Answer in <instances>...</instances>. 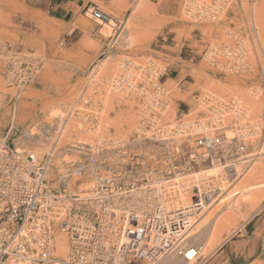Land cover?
I'll use <instances>...</instances> for the list:
<instances>
[{"label": "rangeland", "instance_id": "obj_1", "mask_svg": "<svg viewBox=\"0 0 264 264\" xmlns=\"http://www.w3.org/2000/svg\"><path fill=\"white\" fill-rule=\"evenodd\" d=\"M141 2L146 5L139 10ZM186 3L187 0H0V79L6 92L0 90V136L39 157L53 154L47 176L50 187L67 196L86 195L91 190L82 191L79 186L93 183L97 173L119 175L125 181L140 180L146 175L154 178L164 172L175 175L184 160L177 155L179 159L173 162L172 158H176L170 155L168 145L138 134L141 99L112 86L124 59L142 65L153 62L157 70L167 72L162 81L169 90L170 103L159 125L208 118L212 113L203 105L207 94L225 101L236 99L248 110L249 118L260 119L263 126L260 135L246 141L247 160L238 165L241 179L227 183L226 193L211 204L199 219L200 224L197 222L193 228L202 229L203 221L214 211L221 217L235 216L223 228L215 229L210 254L200 256L194 264H264V177L246 180L259 163L264 165V158H260L264 153V0H229L217 22L192 20L186 14ZM92 5L115 17L111 32L100 30L99 20L88 11ZM237 36L248 39L251 71L222 73L204 60L210 45L230 43ZM19 56L36 60L39 67L34 79L24 86L12 83L7 73L8 59ZM108 58L114 68L107 88L100 73ZM109 96H115L110 107ZM249 100L258 103L257 111L250 107ZM128 102L134 105L135 121L129 136L121 137L117 134L121 124L129 126L125 123ZM105 115L113 124L110 129L101 126ZM234 117L232 111L225 114L228 123ZM73 119L82 125V134H90L91 138L69 133L71 141L60 145L64 129ZM85 137L88 145H80L79 139ZM98 137L122 143L117 149L113 143L99 151L84 149ZM96 155L102 159L96 160ZM66 156L73 162L83 157L89 171H73L69 165L68 176L62 178L53 165ZM104 160L107 162L100 166ZM169 170L172 173H167ZM74 175L83 181L71 183V187L65 180L71 181ZM233 190L239 192L230 195Z\"/></svg>", "mask_w": 264, "mask_h": 264}, {"label": "built area", "instance_id": "obj_2", "mask_svg": "<svg viewBox=\"0 0 264 264\" xmlns=\"http://www.w3.org/2000/svg\"><path fill=\"white\" fill-rule=\"evenodd\" d=\"M228 2L187 0L186 14L194 21L217 22ZM88 11L99 21L107 17L95 5ZM232 40L210 45L204 60L222 73L251 71L247 38ZM38 69L37 61L26 56L7 61L8 77L15 85L31 82ZM166 74L153 62L142 65L124 59L112 86L141 99L138 134L168 145L172 157H183L177 180L187 172L195 176L184 182L164 174L166 179L152 183V175L125 181L119 175L97 173L93 189L73 196L62 214H56L66 198L49 185L53 154L39 157L0 136V264H146L156 262L163 253L186 255L183 251L188 247L181 248L183 238L194 228L192 208L200 213L205 204L226 193L227 183L237 177L236 163L244 160L246 141L260 135L263 124L260 119L251 120L238 100L207 94L203 101L212 113L208 118L159 125L170 103L162 81ZM231 111L235 117L228 123L225 114ZM111 144L98 137L84 149L99 151ZM215 165L220 170L212 175L193 174ZM60 240L64 254L59 251Z\"/></svg>", "mask_w": 264, "mask_h": 264}, {"label": "bare ground", "instance_id": "obj_3", "mask_svg": "<svg viewBox=\"0 0 264 264\" xmlns=\"http://www.w3.org/2000/svg\"><path fill=\"white\" fill-rule=\"evenodd\" d=\"M121 1V0H120ZM141 5H140V7H139V10L140 9H143L145 6L144 5H146V4H144V3H140ZM90 12V11H89ZM89 12H87L88 14H89ZM105 13L107 14V17H106V19L105 20H101V21H99V24L102 26L101 28H100V30L101 31H105V32H111V29H112V27L114 26V25H116L115 24V17H113L112 16V14L110 13V12H106L105 11ZM90 15H91V13H90ZM92 16V15H91ZM93 17V16H92ZM94 18V17H93ZM114 28V27H113ZM113 30V29H112ZM106 34V33H105ZM248 40V39H247ZM259 40V39H258ZM107 57V56H106ZM109 59V58H108ZM149 61V60H148ZM105 65H103L104 67H103V69L101 70V73H100V79H101V82L103 83V85L105 86V87H109V82H108V80H109V77H110V75H111V72H112V69L114 68L113 67V65H112V63H111V61H110V59L109 60H107L106 61V63H104ZM140 64V63H139ZM142 64V63H141ZM165 86V85H164ZM5 86H4V84H3V82H2V80L0 79V90L2 91V92H5ZM109 90V89H108ZM166 90H168L167 88H166ZM107 91V90H106ZM168 92V98H169V90L167 91ZM6 93V92H5ZM111 94V93H110ZM107 96H108V94H107ZM106 96V97H107ZM220 100H223V99H221L220 98ZM175 101H176V98H174V101H173V104H172V107H171V110H175V108H174V106H175ZM249 101H251L250 102V104L249 105H251L250 107H252V109H254V111L256 110V109H258V103L257 102H255V100H249ZM114 102H115V96H109L108 97V103H109V107L110 106H112L113 104H114ZM240 103V102H239ZM241 104V103H240ZM24 105V103L22 104V106ZM127 108H126V111H127V114H126V119H125V123L126 124H129V126H128V128H125V127H123L124 125L123 124H121V126L119 127V130H118V132H117V134H119V135H121V137H124V136H129V132L131 131V127L133 126V124H134V121H135V117H134V115H133V107H134V105H133V103H131V102H128L127 104ZM204 106H205V104H203ZM205 109H206V106H205ZM172 111V112H173ZM253 111V112H254ZM257 111V110H256ZM104 115V114H103ZM103 118H104V120H103V124L101 125V126H103V128H105V129H110L111 128V126L113 125L112 124V122H110L109 120H108V116L107 115H105V117L103 116ZM67 123V122H66ZM82 125L81 124H79V123H77V121L75 120V119H73V122L71 121V123H69V126L67 125L66 127H65V129H64V134L61 136V138H63L60 142V145L61 144H63L64 146H65V144H64V141L65 140H67V141H71L70 140V137H69V133H83V127H81ZM100 126V125H99ZM130 127V128H129ZM99 128H101V127H99ZM102 131V130H101ZM83 135V134H82ZM85 135V134H84ZM83 135V136H84ZM229 135V134H228ZM231 135V134H230ZM85 136H87V135H85ZM104 136V135H103ZM88 138H91V135L89 134L88 136H87ZM87 137H85V140L84 139H79V144L80 145H86L87 144ZM60 138V137H59ZM75 138V137H74ZM80 138H82V136L80 137ZM84 138V137H83ZM254 138V137H253ZM256 138V137H255ZM42 139V138H41ZM72 139V138H71ZM113 140V144H115V146H114V149H117L118 148V143L119 144H121L122 142H120V141H118L117 143H116V141L114 140V139H112ZM89 142V141H88ZM59 145V146H60ZM88 145V144H87ZM128 146V145H127ZM133 146L134 147H136V143H133ZM72 147H74V148H77L76 146H72ZM61 148V147H60ZM146 149V148H145ZM110 150V149H109ZM53 152H55V151H53ZM124 154V153H123ZM127 153H125L124 155H126ZM141 154V153H140ZM67 156H69V155H67ZM67 156L65 157V158H60L61 160L60 161H58L57 160V162L56 163H54V168H55V170L57 169L58 170V172H59V175L61 176L62 175V178H64V179H66L65 177H67L68 175H67V172L69 171V169L67 170V167L70 165L71 166V169L73 168V171H79V170H86V171H89V170H87V168H86V160H84V158L83 157H80L78 160H75V162H73V160H71V158H67ZM246 156H248V155H246ZM246 156H244L243 158H244V160H241V161H239V162H237L236 163V166H235V168H236V174H237V177L233 180V181H231V182H229V183H233L234 181H238L239 179H241L239 176V174L241 173V170H240V168H239V164L240 163H243L245 160H247L246 159ZM102 156H98V155H96L94 158L97 160H99V158L100 159H102L101 158ZM261 157H263L264 158V153L263 154H261V156H260V158ZM117 159H120V157L119 158H117ZM117 159H115V160H117ZM179 158H176V159H173L172 158V161L173 162H175V161H177ZM241 159V158H240ZM121 160V159H120ZM107 162V160H104V161H102V163L100 162L99 163V165L101 166V165H103L104 163H106ZM247 162V161H246ZM144 163V162H143ZM94 165V164H93ZM109 165V164H108ZM264 165H263V163H259L258 165H257V167L255 168V170L253 171V172H251L248 176H247V181L248 180H250V179H252V178H256V177H264V167H263ZM206 166L205 167H202V169H200V170H196V171H194L193 172V174L194 173H196V175H198V176H207L208 174H207V171H211V170H215V169H217V168H219L217 165H215L214 167H207L206 169ZM180 169L178 168V171H179ZM170 171V172H169ZM167 173H172L171 172V170H169ZM178 171L176 172V173H178ZM82 172V171H81ZM217 172V171H216ZM76 173V172H75ZM201 175H200V174ZM214 172H212V174H213ZM164 174H165V172L162 174V175H158V176H154V178H153V176H152V179H150V181L151 180H153L152 181V183H155L157 180L158 181H160V180H164V179H166V178H162V176H164ZM186 174H188V175H190V176H195V175H191L192 173L191 172H187ZM212 174H209V175H212ZM179 175V174H178ZM178 175H173V176H175V177H173V178H175V180H177L179 177H178ZM188 175H187V177H188ZM83 176V175H82ZM81 178L82 177H79V175L76 177L75 175H74V177L72 178V180L71 181H69V179L68 180H65V183H68L69 185L72 183V184H77L78 183V181H83V180H81ZM167 178H170V177H167ZM175 180H173V181H175ZM184 180V182H187L189 179H187L186 177H184V178H181V179H179V180H177V181H183ZM85 181H87V179L85 180ZM172 181V182H173ZM236 181V182H237ZM235 182V183H236ZM166 183L167 182H165V185H166ZM71 186V185H70ZM72 187V186H71ZM79 189L80 190H92L93 189V183H85V184H82L81 186H79ZM225 190H226V188H225ZM239 190V189H238ZM238 190H233V191H231V193H230V195H234V194H236V193H238L239 191ZM79 195H81V196H83V195H85V194H79ZM61 197V196H60ZM68 197H69V199H68ZM73 196H67V195H63L62 196V198H66L65 200H63V202L62 203H60L59 204V206L57 207V209L55 210V213L56 214H62V212H63V209H65L66 208V203H67V201L68 202H70L71 201V198H72ZM228 198H229V196H228ZM231 199V198H230ZM227 200H229V199H227ZM218 201V200H217ZM215 202V201H214ZM225 202V201H224ZM191 202L188 200V201H186V204L187 205H189ZM213 204V203H212ZM211 206V204L210 205H206L205 204V208L200 212V213H198V209H196V208H192V211L190 212V213H196V216L195 217H193L192 219H191V225L193 224V226L195 227V225H196V223L197 222H199V219H202V214L203 215H205L206 213H207V211H208V208ZM228 206H226L225 208H227ZM233 207V206H232ZM224 210V209H223ZM222 210V211H223ZM236 210V209H235ZM221 211V212H222ZM233 211V210H232ZM220 214V213H219ZM216 211H214L213 213L211 212V214H209V217L207 218V219H205L204 221H203V228L202 229H200V230H198L197 229V231H195L193 228L189 231V234H188V236L186 235V237H184L183 238V240H184V242H183V240H182V242H183V244H182V248L181 249H183L184 250V246L185 247H188V248H186L184 251H183V253H185L186 252V255L185 254H183V255H181V254H179L178 252L177 253H172V254H167V253H163L161 256H160V258L156 261V262H154V263H150V262H148L147 261V263L146 264H194V261L195 260H197L200 256H202V255H204V256H208L209 254H210V252H209V247H210V245H211V237H212V235H213V232L215 231V229H220L221 227L223 228V226H225L226 224H228L229 222H231L233 219H234V217L235 216H233V215H229V214H227V215H224L223 217H221L220 215H219ZM56 216H58V215H56ZM199 224H200V222H199ZM218 229V230H219ZM192 231V232H191ZM191 233V234H190ZM61 241V243H59V246H60V252H61V254H64L65 253V248H64V241L63 240H60ZM189 253H193V255H189Z\"/></svg>", "mask_w": 264, "mask_h": 264}, {"label": "snow or ice", "instance_id": "obj_4", "mask_svg": "<svg viewBox=\"0 0 264 264\" xmlns=\"http://www.w3.org/2000/svg\"><path fill=\"white\" fill-rule=\"evenodd\" d=\"M189 255H193V253H189Z\"/></svg>", "mask_w": 264, "mask_h": 264}]
</instances>
